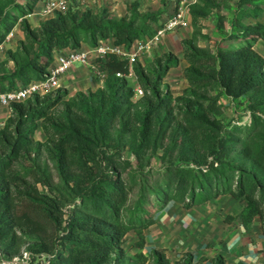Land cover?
<instances>
[{"label": "trees", "instance_id": "trees-1", "mask_svg": "<svg viewBox=\"0 0 264 264\" xmlns=\"http://www.w3.org/2000/svg\"><path fill=\"white\" fill-rule=\"evenodd\" d=\"M203 2L204 6L193 9L195 17H206L213 8L222 7L215 0ZM41 3L43 0H16L13 15L7 12L0 19V46L18 19L22 18L25 34L17 48L8 52L6 59L13 67L7 69V61H0V93L45 79L57 57L68 49L113 40L130 50L135 41L148 40L165 23L162 11H141L138 1L133 10L112 20L107 8H82L75 0L66 13L57 12L33 28L27 16ZM263 13L264 0H239L232 31L224 39L226 45H220L216 53L196 46L198 33L183 41L188 62L184 74L190 85L184 90L187 101L176 127L170 114L160 117L173 100L164 84L169 71L179 65L176 54L157 55L152 64L131 63L116 53L99 58L107 72L106 89L91 90L90 102L95 105H68L54 125L55 131L49 133V138L56 137L53 160L61 178L56 188L41 170L33 149L41 147L35 140L39 121L63 100L68 88L59 89L64 92L55 96L54 92L35 94L13 102L8 123L0 128V176L6 184L0 188V247L19 253L28 242L14 234L20 227L35 235L36 244L30 249L50 264H122L129 254L124 248L127 235L135 232L139 247L144 248L146 230L171 202L192 208L224 195L246 203L240 214L245 227L259 218L264 230V55L256 49L257 42L264 39V23L245 22ZM227 22L225 16H219L223 33ZM132 73L149 100V106L139 112L134 132L129 126L136 106V88L128 79ZM205 85L219 89L228 99H244L249 123L227 127L217 117L218 98ZM126 133L135 134L131 150L141 159L149 151L156 153L166 140L165 153L181 148L186 155L202 139L207 156L195 158L192 164L171 161L164 177L153 182L142 174L125 177L124 161L115 144ZM23 160L29 166L14 171ZM39 184L48 191H41ZM11 186L24 191H14ZM134 193L138 197L131 206ZM69 204L72 207L66 215L64 208ZM227 219L232 222L237 217ZM15 256L1 260L11 261ZM132 256L140 264L149 259L153 264H204L207 260L195 261L187 253L173 261L162 248ZM212 264H227V260L219 255Z\"/></svg>", "mask_w": 264, "mask_h": 264}, {"label": "rangeland", "instance_id": "rangeland-1", "mask_svg": "<svg viewBox=\"0 0 264 264\" xmlns=\"http://www.w3.org/2000/svg\"><path fill=\"white\" fill-rule=\"evenodd\" d=\"M15 1L16 0H0V19L7 15L5 14L7 12L9 13V15H13L14 9L12 7ZM21 1L23 2L24 0ZM137 1L141 4V11H162L164 13V11L162 10L163 7L165 8V10H168L167 7L169 0H96L95 2H90L89 7H93V9L97 10L107 8L110 13L109 19L118 20L125 13L133 10ZM41 11L42 3L32 14L27 16V19L29 20L33 28H38L43 20ZM262 19L264 21V15L262 16ZM21 21L22 18L18 19V23L15 28L9 33L6 41L0 46V61L2 62L4 60H8L6 59L8 57V52L10 50H15L19 42L24 39L25 34L21 25ZM203 43L207 45L203 46ZM197 44L201 45L202 48H205L206 51L208 50L213 52L214 50L211 47L208 38L200 41L198 40L196 46ZM160 45L161 44L155 46L151 49V51L147 53V55L149 56L148 58H146V63H153L155 56H152L151 54H153L154 50H158L160 48ZM82 48L88 50L90 47L89 45L84 43L82 45ZM260 49L264 54V40L260 42ZM144 56H146V54H144L142 57ZM138 61L141 62V60ZM12 67L13 63L11 61H7L6 68L11 69ZM77 71L75 72L74 77L73 73H68V77L62 81L63 86L69 85V88L67 90H64L66 91L67 95L59 104H57L52 110L48 112L47 116L43 117V119L39 121L38 124L40 126L36 130L35 134V140L37 141V143H41V147L36 146L33 149V156L38 158V164L41 166V170L48 177L51 185L55 188L61 185V178L59 177V171L53 160V151L55 149L56 137L49 138V133H53L55 131L54 125H56V123L58 122V118L66 110L68 105L79 108L89 104L95 105V102H90V100L93 98V96L90 94L91 90H93V92H96L98 91V89H106V79L104 81H97L100 85L93 87L92 84L87 81V75H84L80 78ZM135 76L136 75L132 73V76L129 75L128 79L130 83H134V87L136 85L140 86L138 79ZM170 77V80L175 81V84H173L174 87L173 89H171L170 84L165 82L164 91L169 88V94L173 97V100L160 117L164 118L166 117V114H170V118L174 119L173 126L176 127L178 125V122H181L182 120L181 111L183 110V107L187 101V95L184 93V90L187 89V86H189L190 84L188 83L186 79L187 76H185L184 72L180 74L173 72ZM135 79L137 83L134 82ZM204 87L212 89L211 95L218 98L221 108L220 112L217 114V117L221 119L227 127L233 124L244 125L246 123H249L250 113L247 111V102L244 99L234 101L221 94L219 92V89H214L210 85H205ZM56 91H54V93L52 94L53 96L57 95L60 92H64L62 90ZM80 93L82 95H79ZM96 100L97 98H94V101ZM134 101L136 102V106L133 110V118L129 120V126L132 127L133 132L136 128L137 120L139 118V112L149 106V100L145 97V93H143L142 95H136ZM1 115H4V118L2 120L3 122H0V128L4 126V124L6 125L8 123L7 119L10 116V108L0 105V116ZM120 139V146L117 143L115 144V146L119 147L116 148V150L121 154L124 161V176L128 177L134 174H142V177L147 176L150 182L164 177L166 167L171 161H182L186 164H192L195 158L204 159L207 156L205 143L202 141V139H199L196 145H194L186 155H182L183 151L181 150V148L172 151V153H165L164 147L169 142V140H166L164 146L159 148L156 153L149 151L144 157H142V159L139 158L137 154L133 153L131 150V146L135 142V134H122L120 136ZM25 166H29V164L27 161L23 160L16 165L14 171H21ZM5 186L6 184L2 180V176H0V188H3ZM38 187L41 191H48L49 189L42 184H39ZM11 189H13L14 191H24V188L19 186H11ZM137 197L138 193L132 194L129 205H134ZM242 205V202L235 200L230 195H226L221 196L217 199H213L211 202L203 206L192 208H187L184 205L178 206V208H176L175 210L178 216L176 219V227L177 229L180 228L181 230H183V234L187 235L188 232L191 233L195 231L198 237H204L203 235L207 233L206 231L208 229H212L211 225L213 222H211V219L219 220L224 224V218L226 217V215L231 213L236 214L241 209ZM71 207L72 204H69L64 208V211H66L67 213L66 215H68ZM196 212H200V217L204 218L203 220H205L202 227L198 230L193 228V224L190 220L191 218L199 217ZM224 228L226 227L224 226ZM212 232H215V230L212 229ZM14 234L21 239L27 240L28 242H26V244L21 247V251L17 254H11L7 252L3 247H0V264H2L1 259L4 258V256L12 257V255L21 257L19 264H48L36 252L30 249L31 246H35L34 244H36V242L32 240L33 238H35V235L31 233L29 229L19 227L14 230ZM153 239V245H155L156 247H164L165 244H163L162 240L157 239L156 236L153 237ZM138 241L139 238L135 232H131L127 235L126 241L124 242V248L129 254L127 255V259L122 264H140L139 260L132 255L141 251L150 254L151 249L154 248V246L152 248L149 246V240L146 241V245L144 248H140L138 245ZM174 241L175 240L171 242V247L168 246V248L165 249L166 253L170 255L175 261L181 259L183 257V254L196 253V251L198 250V244L195 243L196 240H187L186 242H177L176 244H174ZM209 245L210 247L207 246L209 247V249H213L215 247V244L210 243ZM191 247H193L194 249ZM186 250L187 252H185ZM24 252L30 253V259H22L24 256ZM146 264H153V261L149 259ZM204 264H211V262L207 259L206 261H204Z\"/></svg>", "mask_w": 264, "mask_h": 264}, {"label": "crops", "instance_id": "crops-1", "mask_svg": "<svg viewBox=\"0 0 264 264\" xmlns=\"http://www.w3.org/2000/svg\"><path fill=\"white\" fill-rule=\"evenodd\" d=\"M215 1L222 3L221 9L213 8L211 13L206 17L203 16L195 17L193 12V9L195 7L204 6L203 0H197V3L195 4H192V0H169L167 7L168 10H165L164 7L162 8V10L164 11L163 13L164 18L162 21L165 22L166 19L169 17V15H171L172 12L177 11L181 5L184 4L188 6L187 14H186L188 26L181 27L175 31H171L165 34L160 43L161 44L160 48L156 51L154 50L153 54H151L152 56H157V55H162L165 52H173L179 58V65L177 67L172 68L169 71L167 75V79L165 81L168 84H170L171 89H173L174 87L173 84H175V81L170 80L171 78L170 75L173 72L179 74L185 72V69L188 66V62L184 55V46H183L184 40L191 39L192 37H194L195 34L198 33V37L200 38L199 41L206 38L209 39V43L211 47L214 49L213 53H216L217 48L220 45L221 46L226 45L224 43V39L226 37V34L232 31L231 25L234 21V15L236 13L239 0H215ZM90 2H94V1L89 0V3ZM220 15L225 16L228 20L227 22L228 29L224 33L219 29V25H218V19ZM263 15L264 13L258 19L246 18L245 22L247 24L256 23V22L264 23L262 19ZM262 40L264 39H260L257 42L256 49L262 55H264L263 51L260 49V42ZM206 45L207 44L203 43V46ZM148 56L149 55H147L146 53V56L141 57L139 60H141V62L145 64L146 58H148ZM76 71L78 72V76H80V78L83 77L84 75L85 76L87 75V81L90 82V84H92L93 87L100 85L97 82L98 80L92 77L90 70L87 67L80 64H77L74 68L70 69L63 77L62 81L68 77V73L70 74L73 73V77H74ZM134 82L137 83L136 79ZM136 86L135 88L139 87ZM65 87L69 88V85L68 86L66 85ZM0 117H1L0 122H3L2 120L4 118V115L3 116L1 115ZM242 204L243 205L241 209L236 214L231 213L226 215V217L224 218L225 221L224 224L221 223L219 220L211 219V222H213L211 228L214 229L215 232H212V229L211 230L208 229L206 231L207 233L203 235L204 237L202 236L198 237L195 231H193L194 233L188 232L186 235L183 234L182 232L183 230H181L180 228L177 229L176 219L178 216L175 210L176 208H178V206H182V205L179 203L171 202L166 208H164L163 210L157 213L156 222L146 230L145 234L147 240H149V246L151 248L153 246L154 248H162L166 252L165 248H168V246L171 247L172 246L171 242L173 240H175L174 244H176L177 242H186L187 240H196V242L195 241L194 242L198 244L197 245L198 250L196 251V253H192L194 255L195 261L204 257L208 259V261H210L212 264L214 258H216L219 255H222L227 260V264H264V230L261 225V220L259 218H256L254 222L250 225V227L248 228L245 227L242 221L240 220V214L246 203L242 202ZM196 213L199 215V217H194L191 218L190 220L191 223L193 224V228L198 230L202 227L205 220H203L204 218L200 217V212H196ZM229 216L237 217V220L231 222L227 219ZM224 226L226 228H224ZM155 236L157 239L162 240L163 244H165L164 247H160V246L156 247L155 245H153V240H154L153 237ZM210 243L215 244V247L213 249H209ZM187 250L185 252H187ZM168 256L172 259L170 255Z\"/></svg>", "mask_w": 264, "mask_h": 264}, {"label": "built area", "instance_id": "built-area-1", "mask_svg": "<svg viewBox=\"0 0 264 264\" xmlns=\"http://www.w3.org/2000/svg\"><path fill=\"white\" fill-rule=\"evenodd\" d=\"M74 1L75 0H43L41 11L43 20L52 18L57 12L66 13ZM77 1L82 8L89 6L87 4L89 3V0ZM93 1L95 2L96 0ZM195 3H197V0H192V4ZM187 8L188 6L184 4L181 5L177 11L169 15L164 25L157 29V32L153 37L145 41H135L130 50L115 45L112 40L102 42L97 46L90 47L88 50L83 48L66 50L63 54H60L57 57L55 65L51 68L49 75L45 79L34 81L27 86L12 91L0 93V105L9 107L13 102L26 100L35 94L46 95L65 87L62 85L63 77L77 64L87 67L94 79L104 81L107 77V72L102 64L97 61L99 58L104 57L107 53H116L119 56L128 58L131 63L137 62L144 54L159 45L165 34L181 27L188 26L186 18ZM118 75L122 76L121 73H118ZM143 93V89L140 86L136 88V95H142ZM29 254V252H24L22 259H30ZM20 259L21 257L16 256L13 257L11 261L3 259L2 264H19ZM43 260L50 264V261L46 257H43Z\"/></svg>", "mask_w": 264, "mask_h": 264}]
</instances>
